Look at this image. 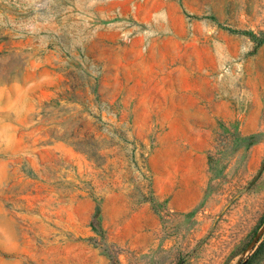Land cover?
<instances>
[{
  "label": "rangeland",
  "instance_id": "374dc122",
  "mask_svg": "<svg viewBox=\"0 0 264 264\" xmlns=\"http://www.w3.org/2000/svg\"><path fill=\"white\" fill-rule=\"evenodd\" d=\"M250 259L264 0H0V264Z\"/></svg>",
  "mask_w": 264,
  "mask_h": 264
},
{
  "label": "trees",
  "instance_id": "16d2710c",
  "mask_svg": "<svg viewBox=\"0 0 264 264\" xmlns=\"http://www.w3.org/2000/svg\"><path fill=\"white\" fill-rule=\"evenodd\" d=\"M257 252H259V247H257L256 250L254 251V253L251 255V259L254 257V254L257 253ZM251 259L249 261H246L244 264H249V262L251 261Z\"/></svg>",
  "mask_w": 264,
  "mask_h": 264
}]
</instances>
